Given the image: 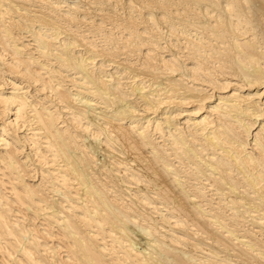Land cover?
<instances>
[{
	"label": "bare ground",
	"instance_id": "obj_1",
	"mask_svg": "<svg viewBox=\"0 0 264 264\" xmlns=\"http://www.w3.org/2000/svg\"><path fill=\"white\" fill-rule=\"evenodd\" d=\"M0 264H264V0H0Z\"/></svg>",
	"mask_w": 264,
	"mask_h": 264
}]
</instances>
